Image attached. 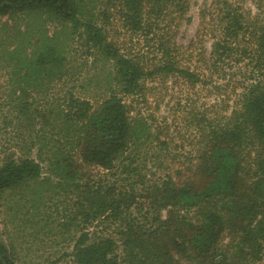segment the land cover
<instances>
[{
  "label": "trees",
  "instance_id": "obj_1",
  "mask_svg": "<svg viewBox=\"0 0 264 264\" xmlns=\"http://www.w3.org/2000/svg\"><path fill=\"white\" fill-rule=\"evenodd\" d=\"M236 1L205 7L196 39L184 47L176 37L191 22L192 0H98L93 10L84 0H0V17L48 15L69 27L75 48L111 65L113 86L98 107L69 93L42 116L54 134L42 137L38 157L58 179L55 189L73 201L71 222L84 230L72 252L52 264H264V19ZM133 36L143 47L132 46ZM35 45L10 53L26 96L66 79L65 49L51 40L33 51ZM233 58L246 62L241 78L231 79V90L216 86L214 103L208 92L200 104L197 87L209 85L208 73L219 75L218 65ZM180 85L188 90L171 108V126L182 156L146 185L134 166L138 157L127 153L143 136L161 150L173 139L170 127H156L152 136L139 117L151 111L153 119L170 87ZM121 163L126 177L92 179L95 168L111 173ZM42 176L40 162L5 153L0 202ZM0 264H15L1 242Z\"/></svg>",
  "mask_w": 264,
  "mask_h": 264
},
{
  "label": "rangeland",
  "instance_id": "obj_2",
  "mask_svg": "<svg viewBox=\"0 0 264 264\" xmlns=\"http://www.w3.org/2000/svg\"><path fill=\"white\" fill-rule=\"evenodd\" d=\"M84 1L89 4L90 10L97 7L98 0ZM212 2L213 0H192L189 13L191 22L185 23L178 32L176 39L179 45L186 47L196 39L202 13ZM242 5L253 18L264 19V0H243ZM69 33V27L58 20H51L48 15L21 14L0 17V162L5 153L14 151L18 157H30L40 162L43 167V176L40 180L7 192L0 202V242L8 250L15 264H52L62 258L64 253L72 252L77 239L84 231L82 227L71 222L73 209H75L72 207L73 201L63 191L59 192L55 189L58 179L48 163L41 162L38 157L42 137L45 135L52 137L54 134L52 128L45 125L43 115H48L49 111L59 107L69 93L88 100L98 107L106 97L108 89L113 86V82L110 83L109 80L111 65L101 55L92 56L83 48H75L76 45L72 42ZM131 38L132 46L143 47L142 38L139 36ZM47 40L59 43L66 51L65 82L60 83L57 78H54L47 87L31 88L28 90L31 95L26 96L21 90L23 87L21 78L14 74L10 53L15 48H23L25 45L31 51L32 47L29 43L35 42L33 51L37 50ZM211 44L212 40L208 39L206 42L208 50L211 49ZM236 60L237 58H233V60H227L224 65H218L219 72L221 71L219 75L215 72L214 76L209 77L213 72L208 73L206 79L211 81L209 85L197 87V92L200 93V104L205 101L208 92L212 93L208 95V102L214 103L219 96L215 90L216 86H220L222 91H225L231 79L241 78L238 72L244 70L246 62L242 60L236 63ZM232 88L231 83L229 90ZM187 90L183 85L175 89L170 87L161 110L153 119L150 118L151 111L143 110L142 117H139L143 119V122H139L151 131L149 133H152V136L156 135V127L157 129L170 127L166 134L173 139L168 142L169 146L164 147L165 150H161L158 142L152 140L148 142L146 136H143L141 143L133 146L127 153V157H138L139 162H136L134 166L141 170L147 182L146 185L168 174L173 163H178L177 158L182 156L181 151L175 149L180 143L176 129L171 126L174 121L171 108L182 95L185 97ZM193 97L197 100L195 96ZM231 97H233L231 99L233 106L236 99L234 95ZM21 105H26L30 112L21 113L20 109L16 108ZM174 158L177 160L173 161ZM129 163L130 161H126L123 164L126 166ZM118 167L119 169L111 173L95 168L92 171L95 178L92 179L113 181L112 174L119 177L122 173V163ZM120 177L124 178L126 174H121ZM88 231L103 233L105 229L92 227Z\"/></svg>",
  "mask_w": 264,
  "mask_h": 264
}]
</instances>
